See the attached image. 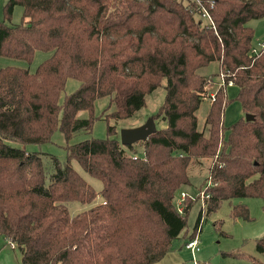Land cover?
<instances>
[{
    "label": "trees",
    "instance_id": "1",
    "mask_svg": "<svg viewBox=\"0 0 264 264\" xmlns=\"http://www.w3.org/2000/svg\"><path fill=\"white\" fill-rule=\"evenodd\" d=\"M16 5L21 19L8 24ZM202 8L213 24L204 22ZM2 12L0 56L30 62L35 50L51 52L34 71L0 68V236L4 246L19 250L20 264L160 261L174 240L187 242L192 201L179 209L175 196L189 184L190 163L201 164L200 158L211 161L204 179L212 183L207 212L222 200L264 199V42L252 52L254 29L247 24L264 18V0H6ZM212 61L217 71L199 72ZM68 78L79 84L59 102ZM162 79L165 95L151 116L156 130L146 140L122 145L115 125L107 123L105 138L68 143L100 118L93 116L96 99H109L113 110L104 118L117 122L141 109ZM229 81L243 114L253 119L243 115L225 127ZM211 83L218 86L205 131H199L196 112L204 97L211 98ZM83 110L88 117H81ZM56 130L66 141V158L51 156L46 182L40 154L5 140L39 146ZM72 160L101 180L99 191ZM97 196L99 203L69 214L66 202ZM230 215L252 220L242 202L231 203ZM255 247L264 252V235Z\"/></svg>",
    "mask_w": 264,
    "mask_h": 264
},
{
    "label": "rangeland",
    "instance_id": "2",
    "mask_svg": "<svg viewBox=\"0 0 264 264\" xmlns=\"http://www.w3.org/2000/svg\"><path fill=\"white\" fill-rule=\"evenodd\" d=\"M6 0H0V20L3 19V4ZM22 7L16 5L14 7L11 20L8 24L18 23L21 19ZM204 18V17H203ZM205 23H209L207 18H204ZM247 24L254 29L252 46L253 49L260 48L261 43L264 41V18L251 19ZM50 51L35 50L33 58L30 62L24 59L10 58L6 56H0V68L4 66H17L27 68L30 71H34L36 66L44 59L49 57ZM218 64L216 61L210 62L207 66L199 69V72L206 75L217 71ZM214 77V80H217ZM221 78V76L219 77ZM78 81L73 78H68L65 82L64 88L60 93L59 102H62L65 95L74 91L78 86ZM165 80L162 79L160 86L155 90L145 95V105L136 111L133 116L120 121L115 122L113 119H109L108 122L104 118L109 112L113 110V106L110 105L107 97L98 98L94 102L93 116L99 119H95L91 130H80L76 132L68 141L69 144H73L84 139L91 137L105 138L107 123L114 124L115 129L129 128L144 123L149 117L157 112L158 107L163 101L165 95L164 89ZM218 84L211 83L207 86L208 93H214ZM231 90V96H227L230 102L224 107L223 111V124L225 127L231 125L238 120L244 114L241 110L240 104L234 99L235 95H232L235 89ZM210 98L204 97L197 115V127L199 131H205V117L210 104ZM81 117L86 118L89 116V112L83 110L79 113ZM162 126V124L160 125ZM9 145L15 147H25L28 151H37L46 167L47 178L51 172V156H56L61 161L65 160L66 152L64 144L66 143L62 133L56 130L48 143L37 145H23L20 142L14 140H5ZM135 149L138 154H141V148L138 144L135 145ZM201 164L193 161L190 163L188 175L189 184L183 186L176 192L175 203L181 197V192L186 196L181 200V206L183 201L191 200L192 205L187 215L186 226V240H189L192 236H198V250L193 253L186 249L184 246V239L179 238L172 243L171 250L158 262L154 264H254L253 258H257L264 262V252L260 253L256 251L255 240L264 235V199L260 198H235L232 201L222 200L218 207L214 210L207 212V206L204 205L205 196H202V191L206 195L207 188L212 183L211 181L204 180L208 175V166L210 164V158H200ZM73 168L81 175V177L91 185L96 191L102 188V182L100 179L89 175L76 160L71 162ZM101 197L97 196L91 202L69 201L65 205L71 216L87 210L93 205L99 203ZM242 202L247 205L252 220L245 221L242 219H234L230 215L231 203L236 204ZM201 213V214H200ZM200 217V231L193 232L197 219ZM194 233L193 235H190ZM183 234V233H182ZM181 234V235H182ZM188 236V237H187ZM14 245V244H13ZM12 244L10 245L12 248ZM224 251H238L244 252L251 257L246 258H231L223 256ZM0 264H20V252L18 249H11L9 245L4 246V241L0 236Z\"/></svg>",
    "mask_w": 264,
    "mask_h": 264
},
{
    "label": "water",
    "instance_id": "3",
    "mask_svg": "<svg viewBox=\"0 0 264 264\" xmlns=\"http://www.w3.org/2000/svg\"><path fill=\"white\" fill-rule=\"evenodd\" d=\"M245 120H252V114L245 113ZM156 130L155 122L152 117H149L144 123L129 127V128H121L119 130V139L122 145H131L138 141H143L148 138L150 134H152Z\"/></svg>",
    "mask_w": 264,
    "mask_h": 264
},
{
    "label": "built area",
    "instance_id": "4",
    "mask_svg": "<svg viewBox=\"0 0 264 264\" xmlns=\"http://www.w3.org/2000/svg\"><path fill=\"white\" fill-rule=\"evenodd\" d=\"M201 16L204 17V18H207V20H209V23L213 24V21L211 20L210 15L208 14V12L204 8H202ZM252 52L256 53L257 49H253ZM221 83H223V76L222 75H221ZM229 85H232L231 81H229L227 83V86H229ZM210 99L213 100V93L211 94V98ZM201 195L205 196V198L208 197V194L206 193V195H205L203 191H202ZM185 196H186V194L181 192V197H180V199L178 200V203H177L179 209H181V200L183 198H185ZM185 248L190 250L193 253H195L198 250V236H197V234L194 235L189 240H187V242L185 244Z\"/></svg>",
    "mask_w": 264,
    "mask_h": 264
},
{
    "label": "crops",
    "instance_id": "5",
    "mask_svg": "<svg viewBox=\"0 0 264 264\" xmlns=\"http://www.w3.org/2000/svg\"><path fill=\"white\" fill-rule=\"evenodd\" d=\"M264 42V41H263ZM263 43H261V45H262ZM260 45V46H261ZM259 49V48H258ZM216 89V88H215ZM229 89H235L234 90V92L232 93V95H236V93H237V87H235L234 85H229V86H227L226 87V93H227V96H231V90H229ZM240 104V103H239ZM241 107V106H240ZM223 118H224V116H223ZM163 126V125H162ZM9 247L11 248V249H14V248H12L10 245H9ZM20 258H21V255H20Z\"/></svg>",
    "mask_w": 264,
    "mask_h": 264
},
{
    "label": "bare ground",
    "instance_id": "6",
    "mask_svg": "<svg viewBox=\"0 0 264 264\" xmlns=\"http://www.w3.org/2000/svg\"><path fill=\"white\" fill-rule=\"evenodd\" d=\"M192 237H193V236H192ZM192 237H191V238H192Z\"/></svg>",
    "mask_w": 264,
    "mask_h": 264
}]
</instances>
